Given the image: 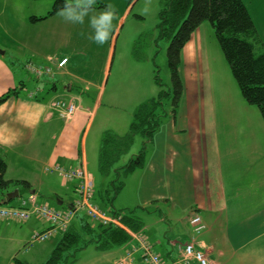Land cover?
Segmentation results:
<instances>
[{
  "label": "crops",
  "instance_id": "0c3cea01",
  "mask_svg": "<svg viewBox=\"0 0 264 264\" xmlns=\"http://www.w3.org/2000/svg\"><path fill=\"white\" fill-rule=\"evenodd\" d=\"M16 1V4L29 3L32 11L31 15L25 14L27 18L22 29H14V34L10 32L14 44L11 45L9 59L7 46L0 48L4 50V55H0V97L10 93V97L0 104V155L7 163L6 180L27 181L32 188L23 190L11 186L7 191L0 189V202L5 192L18 189L20 197L10 206L19 205L21 198H29L33 194L37 204L67 211L74 208L79 197L77 183L65 181L54 169L55 166L74 169L83 165L94 176L96 188L97 181H101L95 171L101 175L100 155L104 134L111 131L117 136H125L129 132L134 110L143 103L127 109L128 116L123 114L117 122L119 130L110 125H95L104 105L109 103L107 108L113 110L119 107L118 102L113 101L117 87L112 89L111 102L108 100L104 104L105 78L115 58L114 39L127 23L131 3L127 4L112 33L103 77L91 80L80 76L73 70V65L69 67L71 59L61 54L67 46L66 42L72 43H69L70 48L74 44L72 29L66 37L65 32L70 28H48L53 21L64 20L57 14L48 20H31L32 17H44L50 5L37 14V3L33 0ZM94 10L97 11L98 7ZM44 24L48 26L42 27ZM203 26L197 28L182 52L179 70L185 87L181 97L182 111L178 110L173 120L164 122L155 133L148 145L144 166L124 177L125 185L115 196V201L113 199L109 203L107 200L112 204L107 207L108 210H143V216L138 211L136 214L144 227L139 234L131 235L133 238L123 246L101 250L92 243L77 254V264L83 257L91 259L89 264H118L128 251L133 252L134 264H147L139 249V236L146 238L166 264H179L184 245L193 237L197 249L208 256L211 264H264L263 125L253 121L217 123L210 93L212 87L209 86L211 62L214 61L201 35ZM21 31L24 32V39L18 34ZM53 56L57 59L68 57L64 72L50 79L45 76L38 80L35 78L36 81L42 78L46 86L36 82L34 91H28L23 96L22 91L27 85L19 77L22 69L32 74L27 68L31 62L46 65ZM152 85V95L144 102L159 93L156 91L158 86ZM37 86L40 88L36 89ZM59 99L80 109L73 117L62 118L52 104ZM137 140L141 146L142 139ZM139 152L130 150L115 167L126 165ZM113 176L117 178V174ZM104 184L105 181H102L100 193L103 198L105 192L106 196L112 195L103 188ZM95 193L97 195L99 191L95 190ZM44 195L52 197L55 204L52 205ZM120 200L124 203L123 210L114 204ZM195 214L206 225L204 231L196 235L190 223ZM81 217H87L83 211L75 215L70 224L72 230L84 229ZM152 217L154 220L150 223L148 220ZM164 225L171 227L168 236ZM49 227L47 221L34 216L27 222L0 219V264H16L17 259L31 252L30 243L51 242L50 247H41L45 251L41 255L44 264L64 234L59 232L46 242L32 241L36 232H44ZM24 245L26 247L22 251ZM91 246L96 249L89 250ZM22 262L30 264L26 259ZM188 264L198 262L194 259Z\"/></svg>",
  "mask_w": 264,
  "mask_h": 264
},
{
  "label": "rangeland",
  "instance_id": "374dc122",
  "mask_svg": "<svg viewBox=\"0 0 264 264\" xmlns=\"http://www.w3.org/2000/svg\"><path fill=\"white\" fill-rule=\"evenodd\" d=\"M168 1L169 0H139L137 2V0H95L94 6L106 8V5H112L114 7L116 12V19H114L112 22V33H114L118 21L121 18L124 10L126 9L127 4L131 3V6L129 8L131 13L128 15L127 23L125 24V26H122L121 32H117L114 39L113 47H115V58L114 60L112 59V66L108 67V73L105 78V84L107 88L104 95V104L108 100L111 102L110 96L113 93L112 89L117 87V91L113 94V101L118 102V108L121 109V111L118 108L114 110L110 108L108 109L107 107L109 103L104 105L105 107H102L103 109L99 113L100 115L98 116L95 123L96 127L99 125H110L114 127V129L119 130V124H117V122L118 120H120L123 114H126V117L128 116L126 113L127 109L134 108V106H136L137 104L144 102V99L151 97L153 89H151L150 87H153L152 84H154V87H157L155 83V75L157 74V72L159 77H161L163 83H165L167 87L168 84H171L172 77L167 60V50L170 43L168 38L161 37L162 33L160 32V13L164 9ZM16 2V0H0V48H4V46H7L9 50V53L7 55L8 59L10 58V55L12 53L11 45L14 44L12 41L13 36L10 34V32L14 34V29H22V25L27 18L25 14L31 15L30 10L32 11L29 3L16 4ZM33 2L37 3V14H41V12H43V10H45V8H47V6L49 5L50 11L54 5V0H35ZM243 2L245 6H247L250 17L252 16L254 18L255 25L259 30L260 36L262 37V39H264V0L262 1V3L261 0H243ZM100 8H98V10L100 11L97 10L95 11V13H100L104 10ZM44 14H46L44 15L45 17L48 15V12ZM50 22H48V24H50ZM48 24H44L41 26L47 27ZM61 26H65V30L66 28H70L65 32L66 37L71 33V29L72 35H75L73 46L70 48V42H66L67 46L65 47L63 53H61L71 59L69 67H72L73 65V70L77 71L78 74L82 77L91 80H100L103 77L106 69L105 66L107 53L111 46L110 43L113 34L110 35L107 43L103 45L95 43L92 39H90V37L94 36L95 33L94 30L89 26L88 17L85 18V22L83 25L71 24L65 21H53L52 25H49L48 28ZM202 30V38L205 39L207 48L213 55L214 61L211 62L212 68L211 72L209 73L211 75V83L209 84V86L212 87L210 93L212 94L213 98V109L215 110L217 123L220 124L222 122H234L238 124L253 121L254 123H257L261 126L263 125L261 128L262 130H264V118L262 117L259 108L248 104L244 97L241 95L240 89L235 81L233 74L231 73L230 66L226 62L225 55L221 50L220 43L217 40L216 29L213 28L212 24L209 21H206ZM18 34L22 39H24V32L22 33L21 31ZM50 36H52V34ZM59 38L62 37L60 36ZM0 50L4 52V50ZM68 57L57 59L53 56L51 60L59 63L61 62V60L68 59ZM51 60H49L50 63L46 65H35L33 62H31L32 64L30 63V65L37 68L41 67L49 69L48 72L51 71L57 75L63 73V69L67 64L59 68L58 64L54 65ZM16 63H18V61H16ZM19 77L21 81H23L27 85L26 90L22 91L23 96H26V93L28 91H34L36 82H41V86L42 84L44 87L46 86V82H43V80L41 81L42 78L39 81H36L35 77L32 74L28 72L25 73L23 69L22 72H20ZM192 85H194V82L190 85V87ZM39 86H37L36 89H39L41 87ZM160 90L156 91L160 92ZM155 94L153 93V95ZM165 103V110L170 112L167 116H165V118L162 119V121L168 122L169 120H173V113H171L172 101L171 99H168L165 101ZM75 106L76 111L74 112V114L77 112V110L80 109L79 106ZM120 106L123 107L120 108ZM182 107L183 101L180 102L177 110L181 112ZM74 114L71 117H73ZM259 128L260 127H258V129ZM249 130L254 131L252 129ZM137 139H141V137H136V142L132 151L137 150V152H139L142 147L139 145ZM79 167L85 168L83 165ZM85 170L87 171L86 168ZM90 170L92 171V169ZM87 172L89 173L92 182H94V176L92 175V173L89 170ZM95 174L98 179L101 177V183L97 181L95 190L99 191L100 193L102 181H105L103 188L105 190H108L109 192H112V195H114L113 189L116 186L117 182L114 183L112 181V178L115 179L116 177L113 176V174L106 176L103 171L101 172L100 176L96 171ZM99 193H97L95 197L96 202L98 204H103V197L101 196V193ZM44 196L49 200V202H51L52 205L55 204L52 197H48L47 195ZM16 199L12 200L7 206H10L12 203H14ZM113 201H115V198ZM106 202L107 204H109L108 201ZM114 204L116 208H120L121 210H123L122 206L124 203H121V200L120 202H114ZM108 206H112V204H109ZM136 211L142 214V216L144 215V211L140 210V208H136ZM122 212L127 211L124 210ZM79 214L82 215V213ZM153 220L154 218L152 217L148 221L152 223ZM170 228L164 225V230L167 233V236L171 232ZM192 232L194 233L193 227ZM194 238L195 237H193V240L190 242L195 243ZM50 243L51 242H46L42 244L34 242L33 244L30 243V246L28 244L30 249H32L31 252L26 254L25 257L21 256L19 259L21 261H24V259H26L30 264H42L43 259H41V255L44 254L45 251L43 252L41 247H50ZM46 244L48 246H46ZM25 247L26 246L24 245L22 251H24ZM5 248L8 249L7 247ZM91 249L95 250L96 248H92L91 246L89 250ZM183 250L181 251V257L184 256ZM188 261L189 260L186 259V262L183 264H188L190 262ZM80 262L89 264V262H91V259L83 257ZM77 263L78 262L75 261L73 264ZM179 264H181V260Z\"/></svg>",
  "mask_w": 264,
  "mask_h": 264
},
{
  "label": "trees",
  "instance_id": "16d2710c",
  "mask_svg": "<svg viewBox=\"0 0 264 264\" xmlns=\"http://www.w3.org/2000/svg\"><path fill=\"white\" fill-rule=\"evenodd\" d=\"M64 3L65 0H54V5L47 16L32 17L31 20L34 22L48 20L57 14ZM96 7L100 8L94 6ZM160 21L161 37L168 38L170 43L167 60L172 82L167 87L157 72L155 81L158 89H161L160 92L134 110L129 132L125 136H117L111 131L104 134L100 155L101 170L106 176L117 174L116 180L113 181L117 184L113 189L114 195H107L106 198L105 194L102 198L106 199L105 202L103 201L104 205L96 203V198L95 203L109 215H122L123 226H126L133 234H139L144 227L142 220L136 214V208L128 212L108 210L109 204L106 201L112 203L125 185L124 177L144 166L149 151L148 145L152 143L155 133L163 126L162 119L170 112L165 110L166 100L171 99V113L176 115L185 89L179 72L183 58L182 52L197 28L206 21H209L216 29L217 40L241 95L248 104L258 107L264 118V42L260 39L258 29L243 0H169L160 13ZM8 97L10 93L0 97V104ZM138 136L142 139L139 154L126 165L115 167L121 158L133 149ZM6 171L7 163L0 155L1 190H8L11 186L31 190L32 187L27 181L6 180ZM108 193L112 194L109 191ZM101 196L103 197L102 194ZM86 218H80V221H83V230L76 227V230H72V225L69 227L68 232L63 234L60 243L44 264H73L77 254L92 243L101 250H106L123 246L133 238L125 228L103 224L92 226L91 221ZM154 253L158 254L155 251ZM181 259L182 257L179 262ZM164 263L166 264L165 260ZM16 264L26 263L17 259Z\"/></svg>",
  "mask_w": 264,
  "mask_h": 264
},
{
  "label": "built area",
  "instance_id": "2783aa9c",
  "mask_svg": "<svg viewBox=\"0 0 264 264\" xmlns=\"http://www.w3.org/2000/svg\"><path fill=\"white\" fill-rule=\"evenodd\" d=\"M50 60L52 58H49ZM54 65L58 64V67L65 66L68 63V59L56 62L51 60ZM28 71L35 75L37 78L41 76L53 77V72H48L49 69L35 67L30 65ZM53 107L59 112V116L62 118H70L76 111L75 104L67 103L65 101H55L52 103ZM59 172L60 176L66 181H75L77 183V194L79 197L74 203V208L67 211L54 209L47 204H37L36 196L33 194L29 198H21L19 205L10 207H0V219L2 220H16L19 222H27L31 218L37 217L43 221L50 223V228L44 232H36L32 238V241L46 242V240L57 236L59 232L68 231L70 223L75 218V215L79 211H83L93 223L103 224L105 226H116L125 228L132 236L134 235L126 226L122 224V215H109L104 210L100 209L99 205L94 202V190L95 184L92 182L89 173L85 168L77 167L74 169L63 168L55 166L54 168ZM191 226L195 234H200L206 228L204 222L199 215H193L190 220ZM139 249L142 250V259L147 264H165L163 258L158 254H155L146 238L139 236ZM184 256H182L181 264L186 262V259L196 260L198 264H210L209 258L205 253L197 249L194 242L187 243L183 248ZM188 261V262H189ZM118 264H134L133 252L128 251Z\"/></svg>",
  "mask_w": 264,
  "mask_h": 264
},
{
  "label": "clouds",
  "instance_id": "9594fccd",
  "mask_svg": "<svg viewBox=\"0 0 264 264\" xmlns=\"http://www.w3.org/2000/svg\"><path fill=\"white\" fill-rule=\"evenodd\" d=\"M95 0H65V3L57 11V15L65 22L83 25L85 18H89V26L94 30L91 36L95 43L103 45L108 42L113 31V20L116 19V12L112 5L99 14H95Z\"/></svg>",
  "mask_w": 264,
  "mask_h": 264
},
{
  "label": "water",
  "instance_id": "95a60500",
  "mask_svg": "<svg viewBox=\"0 0 264 264\" xmlns=\"http://www.w3.org/2000/svg\"><path fill=\"white\" fill-rule=\"evenodd\" d=\"M0 55H4V52L0 50ZM7 191V190H5ZM4 198L0 202V206L8 205L12 200L19 198V190L15 189L14 191L5 192Z\"/></svg>",
  "mask_w": 264,
  "mask_h": 264
}]
</instances>
